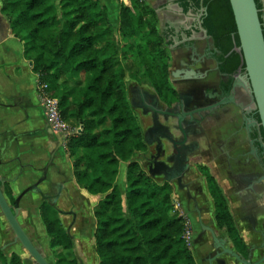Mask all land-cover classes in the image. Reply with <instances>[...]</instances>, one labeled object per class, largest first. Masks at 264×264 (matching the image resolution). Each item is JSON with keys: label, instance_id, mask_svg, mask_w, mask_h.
I'll return each instance as SVG.
<instances>
[{"label": "trees", "instance_id": "trees-1", "mask_svg": "<svg viewBox=\"0 0 264 264\" xmlns=\"http://www.w3.org/2000/svg\"><path fill=\"white\" fill-rule=\"evenodd\" d=\"M0 2L12 34L23 44L24 58L32 63L38 86H46L40 93L57 99L62 119L77 124L66 144L76 184L91 196H104L94 209L99 264H197L183 238L186 221L174 210L173 186L158 183L134 160L147 147L128 101L127 75L161 95L172 91L155 11L139 0H130V6L121 3L119 33L130 42L119 50L114 24L99 0ZM180 2L186 9L190 3L206 9L203 26L208 35L227 57L225 62L244 71L229 0ZM122 164H127L124 196L116 184ZM208 178L217 218L237 238L227 200L214 178L210 174ZM3 192L13 203L9 184ZM40 216L55 264H79L65 254L73 250L74 240L57 212L43 205ZM0 264L23 260L0 252Z\"/></svg>", "mask_w": 264, "mask_h": 264}, {"label": "flooded vegetation", "instance_id": "flooded-vegetation-1", "mask_svg": "<svg viewBox=\"0 0 264 264\" xmlns=\"http://www.w3.org/2000/svg\"><path fill=\"white\" fill-rule=\"evenodd\" d=\"M258 2L264 26V0ZM180 6L188 19L167 24L162 34L172 91L161 95L134 80L126 85L130 105L140 107L133 109L143 139L147 136L150 142L139 156L146 173L163 163L172 169V178L181 179L171 185L189 222L197 264H264V133L257 125L260 118L251 98L235 86L238 77L245 75V67L241 71L226 63L225 54L208 32L204 33L205 8L190 3L186 9L181 2ZM226 67L235 70L225 72ZM185 166L174 177L177 169ZM46 173L22 192L37 184L46 197L40 191L31 192L42 199L39 214L47 205L58 217L66 213L75 219V213L59 209L62 184L55 182L50 192L44 193L42 186L49 179ZM209 174L227 200L237 238L217 218ZM1 179L4 185L12 184L9 178ZM17 197L13 203L6 198L14 205Z\"/></svg>", "mask_w": 264, "mask_h": 264}, {"label": "crops", "instance_id": "crops-1", "mask_svg": "<svg viewBox=\"0 0 264 264\" xmlns=\"http://www.w3.org/2000/svg\"><path fill=\"white\" fill-rule=\"evenodd\" d=\"M99 1L114 23L119 21L121 3L130 6V0ZM180 1L145 0L156 13L160 35L167 24L188 19L187 11L180 9ZM64 159L73 170L63 136L54 132L47 120L32 63L24 58L23 44L12 34L0 6V178L12 180L10 187L17 197L18 191L47 170L49 179L44 187L50 188L54 178H65ZM135 161L145 171L144 165ZM126 168L127 164L120 167L123 172ZM116 184L121 190L118 181ZM173 199L179 203L175 192Z\"/></svg>", "mask_w": 264, "mask_h": 264}, {"label": "rangeland", "instance_id": "rangeland-1", "mask_svg": "<svg viewBox=\"0 0 264 264\" xmlns=\"http://www.w3.org/2000/svg\"><path fill=\"white\" fill-rule=\"evenodd\" d=\"M113 24L115 40L120 50L124 44H128L130 41L123 40L119 33L120 22H113ZM80 82L82 83V80H80ZM131 84H133V81L127 75L126 85L130 86ZM68 124L74 132L77 124L75 122H70ZM70 160L73 164V160ZM134 160H138L143 165L137 155L134 157ZM63 168L65 178H54L51 185L55 182L62 184L63 190L61 192L62 198L60 200L59 209L63 212L69 213V211H71L75 213V219L66 213L59 215V220L63 228L68 231L69 235L74 240L73 250L65 251V254L68 257L77 259L79 264H99V259L95 250L94 234L96 219L94 217V209L104 196H91L84 189L80 188L76 184L75 178H72L74 176L73 170L70 169V162L66 159H64ZM118 176L119 178L117 181L121 188L120 192L124 196L126 189V171L123 172L120 169ZM156 181L160 184L163 182L161 178H156ZM44 186L45 184L42 186L43 189H45L44 193H49L50 189ZM19 194H21V191H18L17 196H19ZM41 203L42 199L40 196L31 193L26 195L21 203V212L18 221L34 245L41 248V252L44 254L45 258L51 264H55V251L50 248L51 239L47 236L45 225L39 214V206ZM178 212L183 214L181 206H179ZM14 238V233L0 211V246L12 242ZM4 254L8 258H10L12 254H17L22 258L23 264H34V261H30L28 252L25 251L20 244L6 247Z\"/></svg>", "mask_w": 264, "mask_h": 264}, {"label": "water", "instance_id": "water-1", "mask_svg": "<svg viewBox=\"0 0 264 264\" xmlns=\"http://www.w3.org/2000/svg\"><path fill=\"white\" fill-rule=\"evenodd\" d=\"M229 2L237 27L240 50L243 55L246 72L244 76L238 77L235 86H239L251 98L260 118V122H257V125L262 128L264 133V26L260 20L255 0H229ZM204 11L206 12V10ZM204 33L206 34L207 31L204 30ZM131 107L136 109L138 106L135 107L131 103ZM144 142L150 144L147 136H145ZM184 169H186V166L178 168L174 177L183 172ZM171 171L172 169L170 170L163 163H159L155 164L154 168L149 169L147 172L153 178L163 177L161 179L169 184H172L176 179L180 181V178H172L170 176ZM3 185L4 181L0 178V211L9 224L15 238L12 243L0 246V252L4 253L6 247L20 244L28 252L29 259L34 261V264H51L41 252V248L36 247L32 243L18 221L22 198L28 193L40 191L38 185L35 184L24 190L16 198L14 205H10L6 198L2 189ZM40 194L42 195L41 191ZM42 197L46 198L44 195Z\"/></svg>", "mask_w": 264, "mask_h": 264}, {"label": "built area", "instance_id": "built-area-1", "mask_svg": "<svg viewBox=\"0 0 264 264\" xmlns=\"http://www.w3.org/2000/svg\"><path fill=\"white\" fill-rule=\"evenodd\" d=\"M142 2H145V0H139ZM46 88V86H39V91L43 92V90ZM42 97V103L43 107L46 113L47 120L50 124V127L52 130L61 136H63L65 143L67 142V139L75 132L70 128L69 124L64 121L60 115V110H59V101L57 99L51 98L45 94H41ZM173 205H174V210L176 213L179 214V216L184 217L183 214H180L179 211V203L173 199ZM185 219V218H184ZM186 230L184 232V240L187 244V246L191 249V243H192V235H191V230L189 226L188 220H186Z\"/></svg>", "mask_w": 264, "mask_h": 264}]
</instances>
